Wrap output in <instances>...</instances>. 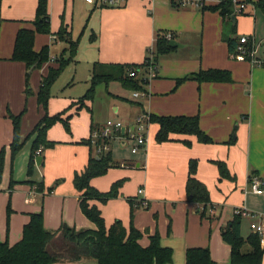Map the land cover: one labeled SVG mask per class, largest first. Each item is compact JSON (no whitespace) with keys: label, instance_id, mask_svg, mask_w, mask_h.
<instances>
[{"label":"crops","instance_id":"crops-1","mask_svg":"<svg viewBox=\"0 0 264 264\" xmlns=\"http://www.w3.org/2000/svg\"><path fill=\"white\" fill-rule=\"evenodd\" d=\"M200 1L203 5L214 6L222 0ZM235 1L244 3L247 0ZM248 1L250 3H244L242 12L237 5L231 21H226L219 11L202 10L194 5L174 7L168 0H130L119 8H100L85 0H49L51 34H36L34 50L40 52L49 46L52 59L31 72L33 93L27 97L28 68L24 62L11 58L19 31L35 29L38 0H0V152L6 147L0 184V241H9L10 245L18 243L31 214L40 212H43L48 231H58L62 224L77 231L96 230V225L81 210L80 193L73 183L75 174L85 170L90 158L89 147L78 142L91 137L92 126L94 132L105 126L95 125L93 119L89 122L84 116L86 111L93 113L94 101L86 102L87 107L80 111L74 106L68 112L67 115L72 116L71 133L66 132L61 123L48 131V139L59 144L41 150L43 165L36 164L32 177L28 176V163L33 138L26 143L14 161L16 184L10 186L13 125L8 113L18 115L27 108L21 126L22 140L45 115L37 100L41 80L50 68L58 67L55 57L67 47L64 41L55 42L52 34L64 26L73 40L80 39V44L86 40L88 47L82 45L80 49L79 46L77 56L87 59L91 81L96 62L144 63L155 53L157 34L166 33L178 46H171L175 49L155 61L156 77L150 79L147 86L149 96L135 100L132 95L135 101L131 106L119 101L114 111L121 117L109 120L133 127L144 114L198 116L201 130L213 143H200L196 136L172 135L175 141L159 144L155 140L159 125L150 123L145 149L137 153L132 151L134 161H124L127 152L120 149L114 152L112 145V155L123 161L119 163L116 159L120 166L91 182L98 190L107 192L114 182L127 179L119 197L106 204L98 201L91 204L100 209L107 228L120 220L129 230L131 207L127 199H135L140 204L146 201L148 206H138L134 217V226L143 233L141 246L147 247L150 237L158 232L163 247L174 251L171 264H186L187 250L195 248L209 249L217 264H230L231 248L222 239V229L233 219L235 211L245 209L254 215L243 217L245 237L253 233V223H264V193L255 194L250 184L252 175L264 179V66L254 65L251 59L235 60L229 45L230 40L238 41L247 36L254 41L255 59L264 61V13L253 5L259 0ZM209 70L228 71L232 81L192 79L197 73ZM76 83L72 80L69 87ZM66 97L80 98L72 94ZM71 102L70 99H50L49 114L60 113ZM184 140L190 141L191 147L181 142ZM114 141H121V148L130 142ZM132 143L133 149L135 142ZM192 159L198 161L196 177L210 192L214 206L209 209L208 216L213 219L202 218L200 207L187 201L186 182ZM212 161L225 162L236 181L221 179ZM58 180L63 182L48 193L47 189ZM29 181L33 184H28ZM40 183L44 184L42 191ZM140 188L144 190L142 195H138ZM9 204L12 212L8 233ZM244 225L249 227L246 234ZM47 249L57 256L56 264L92 262L88 257H71V253L78 254L76 247L63 240L61 232ZM248 250L249 247L244 252Z\"/></svg>","mask_w":264,"mask_h":264},{"label":"trees","instance_id":"trees-1","mask_svg":"<svg viewBox=\"0 0 264 264\" xmlns=\"http://www.w3.org/2000/svg\"><path fill=\"white\" fill-rule=\"evenodd\" d=\"M244 3L247 4L250 2L247 0ZM244 3L236 2L235 0H222L217 5H204L201 9L214 12L219 11L220 15L226 21H231V17L235 14L236 6ZM172 5L174 7H180L175 4ZM253 5L264 13V0H259ZM34 26V30L23 29L19 31L11 58L12 61L24 62L28 68L25 91L27 97L33 93L30 86L31 74L29 70L32 68H34L33 70L40 69L52 59L49 46L43 47L40 52L34 50L36 34H51L49 0H38ZM52 35L55 36V42L64 41L67 47L58 57H55L54 62L58 64V67L50 68L48 75L42 77L41 80L37 100L39 106L45 111V115L35 125L27 138L22 140L21 126L27 108L18 115L12 112L8 113V118L12 121L13 125V140L10 144L12 158L11 187L16 184L13 178L14 161L30 139L33 138L28 163V176L32 177L37 159L43 157L42 151L52 149L59 144L48 139V131L57 123H62L65 130L71 133L70 120L72 116L64 118L65 112L50 115L48 107L52 97L51 89L53 84L67 64L76 62L75 58L78 55L80 39L73 40L71 34L64 26L56 34ZM240 39L238 41L236 39L229 41L232 54L236 52ZM170 42L166 33H158L155 43V53L146 58L142 64H105L96 62L92 68L91 87L76 103H72L70 108L77 106V111H80L87 107L86 102L94 101L98 86L101 84L108 85L110 82H118L124 89L132 92H147V86L149 84L147 80L148 68L155 66V61L160 56L166 55L175 49L171 47ZM245 47L249 53L253 51V43L251 41ZM246 58L250 60L248 56ZM130 69L142 70V72L137 77H131L129 75ZM192 79L199 82L232 81L230 72L221 70L201 71L194 75ZM149 123L159 125V130L155 137V140L159 144L175 141L172 135L196 136L200 143H213V140L201 130L198 116H157L150 114ZM91 129V137L78 142L80 145L89 147V162L82 173L75 174L73 183L76 190L80 193L81 210L96 225V230L77 231L76 228L62 224L58 231H48L45 228L43 212L31 214L29 223L24 227L22 239L18 243L10 245L9 241H0V264H56L58 261L57 256L51 254L47 247L57 233L60 232L69 243L76 247L79 257L92 258L97 264H171L173 262L174 251L170 248L163 247L158 232L150 237V243L147 247L141 246L140 240L143 237V233L134 226L135 209L141 205L140 202L136 203L135 199L132 198L127 199L131 207L129 230L120 220L115 221L113 225L107 228L100 209L96 205L91 204L92 201L106 204L110 200L118 198L120 190L127 181L124 178L114 182L107 192H102L91 184L93 179L103 177L110 169L120 166L114 160L110 150L108 152L98 151L100 146H103L105 143L110 145L111 140L100 138L94 144V127L92 126ZM181 142L187 147H191L192 145L188 140ZM5 155L6 147L0 152V184L4 174ZM212 163L218 167L221 179L236 181V177L230 174L225 162L212 161ZM197 171L198 161L192 159L189 162L186 182L187 201L200 207V215L202 218L213 219V216H208L209 209L214 206L210 192L206 185L196 177ZM61 182L62 180L56 181L54 186L47 189L48 193H51ZM27 183L33 184L31 181ZM43 186L44 184L40 183L41 191L44 189ZM11 212L12 209L9 204L8 233ZM243 219L242 215L234 214L233 219L222 229V239L231 248L230 264H262L264 245L261 243V236L253 232L245 237L242 233ZM246 246L249 247V250L244 252ZM185 259L186 264H217L212 259L210 250L207 248L189 249L186 252Z\"/></svg>","mask_w":264,"mask_h":264},{"label":"built area","instance_id":"built-area-1","mask_svg":"<svg viewBox=\"0 0 264 264\" xmlns=\"http://www.w3.org/2000/svg\"><path fill=\"white\" fill-rule=\"evenodd\" d=\"M88 3H91L95 5L96 7L100 8H119L123 7L128 1L130 0H85ZM148 1H155V0H148ZM170 1L171 4H175L177 6H187V5H194L198 8H202L204 5L200 0H168ZM245 8L244 4L240 5V11H242ZM253 43V51L250 53L247 51L245 45L248 42ZM255 45L254 41L247 37H241L239 46L236 49V52L232 54V57L235 60L238 61H245L247 60V56L252 60V63L257 66H264V61H259L255 59ZM148 71V76L147 80L150 81V79L156 77V69L155 66H150ZM142 70H135V69H130L129 70V75L131 77H137L140 75ZM149 96V93L146 91H135L133 92V98L135 100H140L147 98ZM150 120V114H144L141 117H139L133 127H125L122 122L120 121H115V120H108L105 124V126L97 130L93 133V143L96 144L98 139H105V140H113L115 138L119 139H124L126 141L130 142H135V146L133 147L132 151L133 153H137L140 149H145L146 144H147V137H146V132ZM125 128V134L122 135V129ZM121 132V134H120ZM110 150L109 144L105 143L103 146H100L98 149L99 152H108ZM251 189L255 194L262 195L264 193V179L257 175H252L251 176ZM144 193V190L140 188L138 190V195H142ZM142 205L147 206V202L143 201L141 202ZM235 214L242 215L243 217L245 216H252L253 214H250L247 210L245 209H237L235 211ZM254 216V215H253ZM251 230L254 233H257L261 236V243L264 245V223L258 224V223H253L251 225Z\"/></svg>","mask_w":264,"mask_h":264},{"label":"rangeland","instance_id":"rangeland-1","mask_svg":"<svg viewBox=\"0 0 264 264\" xmlns=\"http://www.w3.org/2000/svg\"><path fill=\"white\" fill-rule=\"evenodd\" d=\"M258 13L260 14V12H258ZM86 43H87L86 40H82L81 44H80V49H82L83 46L88 47V45ZM79 57L80 56H76V58H75L76 62H74L72 65L71 64L66 65V67L62 71L61 75L57 78L56 82L53 84V87L51 89V92H52L51 93V95H52L51 99L58 98V99H66V100L70 99V100H72V102H73V100L78 101V99L83 97L86 94V92L88 91V89L91 87V81L89 80V78H90L89 77V70H91V68H88V67L86 68V64H87L86 60L87 59L79 58ZM71 67L74 69L72 70ZM75 68H76V72H75ZM69 73H71V75ZM73 76H75V79H73ZM72 80L77 81L76 86L69 87ZM71 94L76 95V97H80V98L75 100V99H71L69 97H66V96L71 95ZM132 95H133L132 91L124 89L122 87V85L118 82H110L108 85L101 84L98 86V88L96 90V96H95L94 103H93V113L91 114V112L85 110L86 113L84 114V116L89 122H91V120L93 119V122L95 125H105V123L110 118L121 117V115H119V117H118L114 111V109H115L114 107L115 106L117 107V104L119 101L122 100V102L128 103L130 106L132 105V101H135V100H133ZM71 103L65 109H63L61 111V113L65 112L64 115L68 116L67 115L68 112L70 110H72V108H70V106L72 105ZM48 109H49V107H48ZM118 139L119 138H115L112 141L118 140ZM120 142L121 141H117V142L114 141L111 143V145H109V147H111L113 145L112 147L114 148V152L117 151L118 149H120L121 151H126L128 157L123 158V159H125L124 161H126L128 163L133 162L134 161L133 154H132L133 143L129 142V144L126 147L121 148ZM113 158H114V160L117 159L116 161H118L119 163H121L123 161V159H119V158L114 157V156H113ZM62 182H63V180H62ZM244 227L245 228L243 229V232L246 234V230L248 231L249 227L245 226V225H244ZM62 238H63V240H66L63 235H62ZM247 249H248V246H246L244 248V250H247ZM78 255H79V253L77 255L71 253V257H75V256L78 257ZM90 261H92V262H90V264L91 263L97 264L94 259H90Z\"/></svg>","mask_w":264,"mask_h":264},{"label":"water","instance_id":"water-1","mask_svg":"<svg viewBox=\"0 0 264 264\" xmlns=\"http://www.w3.org/2000/svg\"><path fill=\"white\" fill-rule=\"evenodd\" d=\"M233 19H234V17H233ZM170 45H171V46H178V44H177L175 41H171V42H170ZM33 69H34V68H32V69L29 70V73H30V74H31V72L33 71ZM122 134H123V135L125 134V128L122 129ZM42 161H43V158H42V157H39V158L37 159V162H36L37 166H41Z\"/></svg>","mask_w":264,"mask_h":264}]
</instances>
